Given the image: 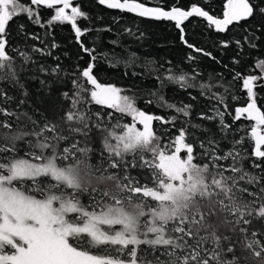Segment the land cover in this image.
<instances>
[{"label":"snow or ice","instance_id":"6c2138e0","mask_svg":"<svg viewBox=\"0 0 264 264\" xmlns=\"http://www.w3.org/2000/svg\"><path fill=\"white\" fill-rule=\"evenodd\" d=\"M99 3L174 21L181 40L196 52L203 50L183 35L182 25L190 17H202L224 32L258 8L251 0H225L222 18H217L196 5L165 10L140 0ZM40 6L54 9L48 25H71L91 60L72 74L70 88L59 76V65L50 72L39 68L55 77L51 85L40 80L49 92L55 86L61 101L51 115L20 110L25 99L15 109L3 106L14 97L0 88V264H264V111L253 90L264 80V60L256 64L259 76L235 73L233 79L242 80L249 102L235 107L231 124L225 121L227 105L225 111L213 105L212 115L201 112L202 121L219 120L224 133L219 139L191 120L183 121L175 135L168 127L160 132L154 121L175 128L178 115L150 114L137 106L134 95L98 80L97 56L80 42L86 30L77 20L87 17L73 0H0V82L24 89L20 73L32 57L13 49L23 61L17 67L16 57L7 51V26L26 15L43 27ZM258 10L264 15V7ZM166 71L165 78L181 88L197 87L188 74ZM221 86L198 85L200 94L217 104L225 97L213 88ZM160 100V107L191 115L190 104L177 107ZM241 119L251 122L250 134L245 130L239 139L233 136L230 147L223 148L229 132L243 129L233 128ZM189 128L203 130L198 144L189 142ZM246 140L250 149L244 147Z\"/></svg>","mask_w":264,"mask_h":264},{"label":"trees","instance_id":"16d2710c","mask_svg":"<svg viewBox=\"0 0 264 264\" xmlns=\"http://www.w3.org/2000/svg\"><path fill=\"white\" fill-rule=\"evenodd\" d=\"M28 2L29 0H23L25 4ZM140 2L165 9L171 6L188 9L196 5L210 15L220 17L225 0H140ZM251 2L258 5V8L264 7V0ZM73 6L79 7L86 14L87 18L81 17L77 20L78 26L86 30L80 37V42L92 49L93 54L97 56L94 74L98 80L120 87L124 90L123 94L134 95L137 106L150 114L164 117L178 115L175 128L154 121V127L158 131L162 132L164 127H168L175 135L176 129L183 126V121L191 120L193 124H202L208 133H216V138L219 139L224 135L219 130V120L202 121L199 118L201 112L212 115L213 105L222 111H225L227 105L225 121L231 124L235 107L247 105L242 80H234L233 77L236 72L242 76L261 74L256 64L264 60V15L260 14L258 8L252 17L233 24L224 33L216 32L200 18L186 21L182 25L185 40L188 44L211 54L206 56L203 52H196L187 47L181 40L180 30L173 22L149 20L114 11L99 5L95 0H81L73 3ZM37 11L43 27L41 24L33 23L26 15L15 17L7 26V51L16 57L17 67L19 68L23 61L13 49H19L32 57V61L23 64L25 71L20 73L24 89L13 87L8 82H0V88L14 97L3 106L15 109L19 100L25 99L26 103L20 110L31 113L34 109H40L51 115L61 101L56 97L55 86L49 92V88L42 86L40 80H47L51 85L55 77L41 73L39 68L43 66L50 72L51 68L59 65V76L67 81V87L70 88L72 74L78 67H86L91 58L77 42L70 24L59 22L47 24L54 14V9L40 6ZM20 25L24 26L23 31ZM236 41H240V44L237 45ZM225 43L227 47L224 46ZM253 44L255 47L251 46ZM34 48L42 49L43 52L33 51ZM189 56L193 59H189ZM167 69H171L175 75L188 74L189 83L196 84L197 87L184 89L178 83L167 80L165 78L168 75ZM195 72L199 75L195 80H191ZM201 83L222 85L213 88V91L224 95V103L217 104L214 100L210 101L207 96H202L198 87ZM256 85L254 98L257 106L264 111V80H258ZM24 90L28 93L27 97L23 96ZM233 96L237 99L233 100ZM160 97L177 107L190 104L191 115L184 117L177 114L174 109L158 106L163 103ZM149 101L151 103H148ZM97 107L93 106L94 109ZM250 123L244 119L237 121L233 128L241 129L243 126V129L235 133L229 132L227 134L229 139L221 142L222 147L225 149L230 147L229 140L233 136L239 139L240 136L246 135L245 130L250 134ZM188 131L189 142L194 144H198L199 138L204 135L203 130L189 128ZM244 147L250 149V142L246 140Z\"/></svg>","mask_w":264,"mask_h":264},{"label":"water","instance_id":"95a60500","mask_svg":"<svg viewBox=\"0 0 264 264\" xmlns=\"http://www.w3.org/2000/svg\"><path fill=\"white\" fill-rule=\"evenodd\" d=\"M78 1H81V0H73V3H75V2H78ZM99 5H101V6H103V7H105V8H107L105 5H102V4H100L99 3V0H95ZM44 7V6H43ZM190 8V7H189ZM188 8V9H189ZM107 9H109V8H107ZM168 9H170V8H167V9H165V10H168ZM181 9H183V8H181ZM188 9H184V10H188ZM111 10H114V11H119V12H125V11H120V10H117V9H111ZM125 13H128V12H125ZM128 14H131V15H134V16H137V15H135V14H133V13H128ZM137 17H139V16H137ZM140 18H144V19H149V20H155V21H168V20H156V19H153V18H147V17H140ZM191 18H200V19H202V20H204L207 24H208V22L204 19V18H202V17H196V16H193V17H190L189 19H191ZM217 18H222V16H220V17H217ZM188 19V20H189ZM188 20H186V21H188ZM185 21V22H186ZM170 22H173V23H175L174 21H170ZM184 22V23H185ZM241 22V21H240ZM239 23V22H238ZM233 24H236V22H234ZM232 24V25H233ZM232 25H229V27L230 26H232ZM213 28H214V30H215V27L214 26H212ZM216 31V30H215ZM216 32H218V31H216ZM225 32V31H224ZM224 32H219V33H224Z\"/></svg>","mask_w":264,"mask_h":264},{"label":"rangeland","instance_id":"374dc122","mask_svg":"<svg viewBox=\"0 0 264 264\" xmlns=\"http://www.w3.org/2000/svg\"><path fill=\"white\" fill-rule=\"evenodd\" d=\"M253 75L259 76L258 74H253ZM257 83H258V81L256 82V84ZM253 90H254V92H256V87L255 86H254ZM245 92H246V90H245ZM246 98H247V103H248L249 101H248V97H247V92H246Z\"/></svg>","mask_w":264,"mask_h":264}]
</instances>
